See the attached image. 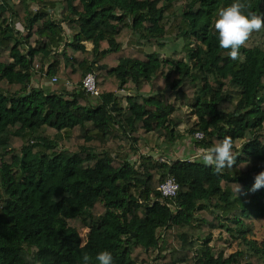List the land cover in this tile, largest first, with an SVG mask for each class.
<instances>
[{"label":"trees","instance_id":"16d2710c","mask_svg":"<svg viewBox=\"0 0 264 264\" xmlns=\"http://www.w3.org/2000/svg\"><path fill=\"white\" fill-rule=\"evenodd\" d=\"M179 1L171 46L183 47L165 59L136 48L170 45ZM263 1L243 0L245 11L264 13ZM232 2L0 0V264H98L104 250L114 264H264V241L249 238V222L264 220V186L253 190L264 171V46L247 41L236 59L219 46L214 25ZM39 73L61 87H34ZM90 73L98 98L82 90ZM185 135L201 153L230 136L233 167L156 160L158 140L171 153ZM168 178L174 200L158 192ZM216 230L240 249L216 255Z\"/></svg>","mask_w":264,"mask_h":264},{"label":"rangeland","instance_id":"374dc122","mask_svg":"<svg viewBox=\"0 0 264 264\" xmlns=\"http://www.w3.org/2000/svg\"><path fill=\"white\" fill-rule=\"evenodd\" d=\"M264 4V1H263ZM183 3L182 2H176L174 4V7L171 9L170 11V19L168 21H166V27H167V31L170 34V36L168 37V39H170L171 42L170 45H166L164 46H146L144 44H139V46H135L134 45V40L131 39V44L132 47H136L138 49L144 50L147 54H152V53H158L161 57V59H165L166 57L170 56L171 53L173 52L171 49L172 47H175L177 50H180L183 45L184 42L181 40H177L176 44L174 46H171V43L173 42V40L175 39L176 35H177V31H176V27H174V25H176V21L174 19V17H172L174 14H176L177 12L180 11V9L182 8ZM18 29L21 30L20 26H18ZM133 41V42H132ZM128 41H126L125 47L130 45ZM257 45H261L264 46V27H262L261 30L253 32L248 40L247 46L252 47V46H257ZM88 48H90V45H87ZM0 56H5L8 57L9 56V52L6 48H0ZM66 87L69 88H73L74 84L71 81H66L65 82ZM33 86L34 87H40V88H44V89H56V88H60V83L59 80L58 82H53L52 79L50 78H46L44 75H42V73H39L38 75H36V77L33 80ZM131 93V92H130ZM123 105H126V101H123ZM194 122L196 121L195 118ZM181 131H187V128L185 126L181 127ZM157 144L159 146H162L161 148H158L157 150V155H155L156 160H160V159H165L168 160L170 162L176 160V159H188L191 160L192 158H195L194 160H201V155L202 153L197 150L194 146V143L192 141V139L188 136L185 135V139L183 141H179L175 147L173 148V151L170 153L168 151V146L164 145L162 141L157 142ZM113 150L115 151H119L116 146H112ZM148 150V149H147ZM147 150H143L144 151V155L147 154H155L153 152H149ZM133 154H131L132 156ZM135 156H132V158L134 159ZM252 231L253 234H251L249 236V238L258 241L260 243H262L264 241V220H252ZM87 232L88 230H83L81 232V236L83 239V242L85 243L87 240ZM214 239L212 242V246L214 249V253L217 255L219 253H223L226 256L235 253L238 249H240V246L238 244V242L231 238L229 236V234H227L225 231H221V230H216L214 231Z\"/></svg>","mask_w":264,"mask_h":264},{"label":"clouds","instance_id":"9594fccd","mask_svg":"<svg viewBox=\"0 0 264 264\" xmlns=\"http://www.w3.org/2000/svg\"><path fill=\"white\" fill-rule=\"evenodd\" d=\"M245 8L243 0H233L230 5L219 10L214 25L218 33L219 46L228 49V55L232 59L240 56V48L248 41L250 35L264 27V13L245 11ZM235 159L233 140L230 136H224L201 155L202 162L212 166L217 173L225 168H232ZM262 186H264V171L255 177L253 190ZM88 260L89 257L84 255L83 261ZM95 260L98 264H114L112 253L108 250L99 252Z\"/></svg>","mask_w":264,"mask_h":264},{"label":"built area","instance_id":"2783aa9c","mask_svg":"<svg viewBox=\"0 0 264 264\" xmlns=\"http://www.w3.org/2000/svg\"><path fill=\"white\" fill-rule=\"evenodd\" d=\"M52 81L57 82L58 81L57 77L52 78ZM82 90L89 97L98 98L100 96V91L97 86V79L95 74L90 73L83 79ZM196 138L198 140H202L204 138V135L198 133L196 135ZM162 162L167 163L168 161L163 159ZM178 190H179V185L173 178H168L158 188V192L161 194V196L168 200H174L177 196Z\"/></svg>","mask_w":264,"mask_h":264},{"label":"water","instance_id":"95a60500","mask_svg":"<svg viewBox=\"0 0 264 264\" xmlns=\"http://www.w3.org/2000/svg\"><path fill=\"white\" fill-rule=\"evenodd\" d=\"M137 93V91H133L132 93L128 92V91H123V90H119L116 94L115 97L119 98V99H127L131 96H134ZM115 107V103L113 104V108Z\"/></svg>","mask_w":264,"mask_h":264}]
</instances>
